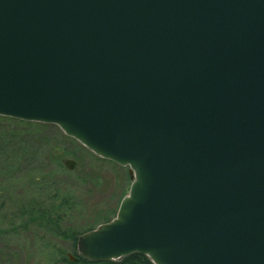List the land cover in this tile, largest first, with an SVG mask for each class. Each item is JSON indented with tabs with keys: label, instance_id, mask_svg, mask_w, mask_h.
<instances>
[{
	"label": "water",
	"instance_id": "water-1",
	"mask_svg": "<svg viewBox=\"0 0 264 264\" xmlns=\"http://www.w3.org/2000/svg\"><path fill=\"white\" fill-rule=\"evenodd\" d=\"M0 115L129 167L89 261L264 264V0H0Z\"/></svg>",
	"mask_w": 264,
	"mask_h": 264
},
{
	"label": "rangeland",
	"instance_id": "rangeland-1",
	"mask_svg": "<svg viewBox=\"0 0 264 264\" xmlns=\"http://www.w3.org/2000/svg\"><path fill=\"white\" fill-rule=\"evenodd\" d=\"M131 182L128 166L96 155L55 124L0 117V264H57L54 253L73 252L63 235L20 217L30 200L71 196L64 228L84 233L115 217Z\"/></svg>",
	"mask_w": 264,
	"mask_h": 264
},
{
	"label": "trees",
	"instance_id": "trees-1",
	"mask_svg": "<svg viewBox=\"0 0 264 264\" xmlns=\"http://www.w3.org/2000/svg\"><path fill=\"white\" fill-rule=\"evenodd\" d=\"M5 118L26 122L11 117H5ZM72 206H74V201L71 196L67 194H62L60 197L57 198V193H55V195L48 196L45 202L30 200L27 204L20 207L21 209L19 213H20V217L22 218L25 217L27 221L36 222L37 225L41 226L43 229L51 232L52 234L63 235V237L70 240L73 249L72 254L76 257V261L73 262L70 261L68 254L61 250L58 256L56 255V253L52 255L51 258L54 261L57 262L63 261V262H68L70 264H79V263L92 264V261H89L87 258L83 257L78 252L77 241L79 236L82 234V231H80L79 229H73L71 227L64 228L63 223L65 220L66 211L72 208ZM110 220L111 219L107 221ZM110 264H154V263L151 261V259L148 256L144 254L132 253L118 260H111Z\"/></svg>",
	"mask_w": 264,
	"mask_h": 264
},
{
	"label": "flooded vegetation",
	"instance_id": "flooded-vegetation-1",
	"mask_svg": "<svg viewBox=\"0 0 264 264\" xmlns=\"http://www.w3.org/2000/svg\"><path fill=\"white\" fill-rule=\"evenodd\" d=\"M76 261V260H74ZM81 264V263H79ZM92 264H110V261H95V262H92Z\"/></svg>",
	"mask_w": 264,
	"mask_h": 264
}]
</instances>
